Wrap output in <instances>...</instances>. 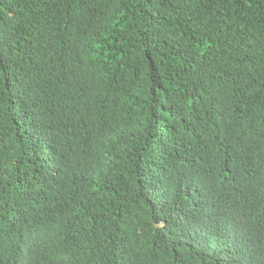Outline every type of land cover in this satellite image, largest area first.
I'll return each instance as SVG.
<instances>
[{"label": "trees", "instance_id": "obj_1", "mask_svg": "<svg viewBox=\"0 0 264 264\" xmlns=\"http://www.w3.org/2000/svg\"><path fill=\"white\" fill-rule=\"evenodd\" d=\"M0 264H264V0H0Z\"/></svg>", "mask_w": 264, "mask_h": 264}]
</instances>
